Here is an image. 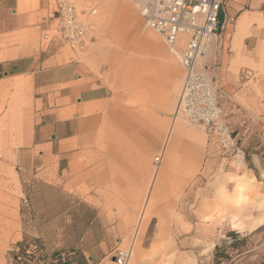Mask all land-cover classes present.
I'll use <instances>...</instances> for the list:
<instances>
[{
    "label": "rangeland",
    "instance_id": "rangeland-1",
    "mask_svg": "<svg viewBox=\"0 0 264 264\" xmlns=\"http://www.w3.org/2000/svg\"><path fill=\"white\" fill-rule=\"evenodd\" d=\"M62 1L73 2L78 11L96 8L92 30L83 44L74 49L55 32L54 11ZM24 2L20 0L21 4ZM49 2V13L30 16L26 28L11 33L0 29V53L14 57L40 52L47 57L64 52L59 62L76 65L79 73L86 76V83L107 85L111 95L98 107V129L82 146L85 160L76 161L83 172L76 176V184L70 177L71 166L65 161L59 167L52 161L43 167L50 175L48 181L55 185L36 181L33 184L31 176L26 181L22 174V157L31 146L46 108L54 104L53 97L47 103L29 75L26 80L24 76L5 78L0 74V232H8L0 233V264H10L17 254L23 255V264H71L75 259L81 264L83 256L71 253L80 248H93L97 255L90 259L97 264H113L111 259L114 261L117 251L128 249L131 244L147 184L155 169L153 158L161 153L184 71L180 57L158 34L144 26L131 0ZM27 9L37 11L38 1L27 0ZM254 15L250 16L248 26L242 28L244 31H239V38L234 34L224 46L221 40L228 37L217 38L216 54L211 61L217 59L209 66L220 68L214 85L221 91L225 122L244 154V161L238 164L246 163L259 179L264 172V13ZM47 18L50 25L42 26ZM227 22L228 28L233 29L235 19ZM245 37L250 38L251 46L244 44ZM183 49L184 46L181 53ZM212 51L198 65L208 62ZM179 82L175 93L173 87ZM154 118L165 122L155 142L151 136ZM183 122L200 130L204 138L199 158L194 161L196 168L187 174L189 169L182 160L176 167L172 176L181 180L171 182L157 202L155 211L159 215H154L146 226L140 243L142 252L160 235L156 242L180 239L176 249L179 259L191 254L199 255L200 264H264V226L243 236L227 224L209 233V225H202L193 215L199 195L211 191L222 159L208 149L200 126ZM184 141L181 158L193 145L189 138ZM260 190L264 192V184ZM250 211L251 206L240 210V214ZM178 214L197 234H203L206 243L213 245L210 253L191 246V235L183 233ZM26 251H30V256Z\"/></svg>",
    "mask_w": 264,
    "mask_h": 264
},
{
    "label": "crops",
    "instance_id": "crops-1",
    "mask_svg": "<svg viewBox=\"0 0 264 264\" xmlns=\"http://www.w3.org/2000/svg\"><path fill=\"white\" fill-rule=\"evenodd\" d=\"M23 1L25 2L21 4L20 0H0V29L3 33L17 32L26 28L27 19L36 13L43 11L49 13V0H37L38 10L34 12L27 9V0ZM257 13H264V0H225L219 12L218 25V37L221 39L228 37L225 41L221 40L223 46L228 44L236 33L237 22L243 15L250 16ZM230 18L236 21L234 26H231L233 29L227 26L229 25L227 21ZM48 21L49 18L44 20L41 25L49 26ZM247 42L249 46L252 45L249 37L244 39V44ZM216 47L215 45L208 56L206 60L208 62H205L209 74L211 76L214 74L212 78L215 82L217 81L216 77H220V68L216 66L211 69L209 65H212L217 59L211 61L213 54L214 56L216 54ZM7 56V54L0 53V74L3 77L24 76L27 80V75H29L36 82L38 89L43 92L46 102L49 103L52 97L54 102L53 105L46 108V112L31 139V146L24 150L22 174L25 180L27 181V177L31 176L33 184L36 181L55 185L54 181H48L47 177L50 175L43 167L51 161L56 162V166L59 167L60 163L65 161L66 165L71 166L70 177L72 183L76 184V176L80 177L83 174L79 169L80 163L76 161L81 158L85 160V157H82L85 156L82 146L88 142V138L101 123V113H99L98 107L107 102L111 95L110 89L101 83L94 85L86 83L84 81L87 79L86 76L79 73L76 65L59 62V60H63L64 52L58 51L47 57H42L40 52L25 53L14 57ZM200 61L201 59L198 63H201ZM231 86L235 85L232 83ZM185 158L180 157V161H184ZM65 170L68 172L69 168H65ZM58 176L63 177L60 174ZM66 181V178L63 179V183ZM136 186L138 187V184ZM137 219L134 232H136ZM8 224L7 220L6 225ZM5 233L8 235V232L5 231ZM71 253L83 256L81 264H97L90 259L97 255L93 248H80ZM71 264H80V262L75 259Z\"/></svg>",
    "mask_w": 264,
    "mask_h": 264
},
{
    "label": "built area",
    "instance_id": "built-area-1",
    "mask_svg": "<svg viewBox=\"0 0 264 264\" xmlns=\"http://www.w3.org/2000/svg\"><path fill=\"white\" fill-rule=\"evenodd\" d=\"M146 28L158 34L173 50L180 34L186 36L180 63L184 80L177 96V109L186 119L202 126L208 149L220 159H235L244 154L236 137L225 122L221 91L208 72V66H198L197 57L205 54L209 44L218 38L219 12L224 0H131ZM96 8L79 10L70 1H62L55 11V32L59 39L74 49L81 46L92 30ZM158 158V155L156 156ZM157 163V159L154 161ZM30 256V251H26ZM10 264H23V255L17 254ZM117 264H125L127 252L118 250L114 255Z\"/></svg>",
    "mask_w": 264,
    "mask_h": 264
},
{
    "label": "clouds",
    "instance_id": "clouds-1",
    "mask_svg": "<svg viewBox=\"0 0 264 264\" xmlns=\"http://www.w3.org/2000/svg\"><path fill=\"white\" fill-rule=\"evenodd\" d=\"M258 160L257 157H253ZM264 172L259 179L246 163L238 164L235 159L224 158L217 168L216 179L210 185L211 191L199 195L195 215L200 223L209 225V233L225 224L240 236L264 226ZM251 206V211L243 215L240 210ZM178 223L185 235H191V246L201 249L205 254L212 251L213 245L206 243L203 234H197L191 224L178 214ZM221 239L224 237L221 236ZM180 239L159 240L150 243L144 250L140 264H200L199 255L186 254L178 258Z\"/></svg>",
    "mask_w": 264,
    "mask_h": 264
},
{
    "label": "bare ground",
    "instance_id": "bare-ground-1",
    "mask_svg": "<svg viewBox=\"0 0 264 264\" xmlns=\"http://www.w3.org/2000/svg\"><path fill=\"white\" fill-rule=\"evenodd\" d=\"M111 9V8H110ZM254 14H252L253 16ZM251 16V15H250ZM250 16L243 15L237 22V31L235 33L236 37L240 30L244 31L242 28L248 26V23L250 22ZM253 18V17H252ZM255 19L262 20V18L258 15H254ZM253 21V19H252ZM256 21V20H255ZM261 23V21H260ZM240 34V33H239ZM241 36V35H239ZM239 38V37H237ZM236 40V38H234ZM241 39V37H240ZM186 42V36L184 34H180L177 40L176 48L171 50L173 53H175L176 56L180 57L181 59V52L179 48L181 49L182 46H185ZM218 39H214L208 46L207 50L205 51V54L200 55L197 57L196 63L199 64V60L204 58L210 51L214 49L215 44H217ZM238 42V39H237ZM240 42V41H239ZM234 43L233 45H235ZM238 44V43H237ZM239 46V45H238ZM235 49V48H234ZM201 62V61H200ZM202 66V65H198ZM184 80V76H183ZM182 80V85H183ZM214 80V79H213ZM181 83H176L173 87V91L176 93L178 92L179 88L182 86ZM215 83V82H214ZM180 86V87H179ZM181 91V89H180ZM180 93V92H179ZM11 104V103H10ZM176 105H177V98H176ZM175 105L174 115L172 116L171 120L169 121L166 132H164V137L162 140V148L161 153L154 156L153 162L157 159V163L155 164V169H153L150 180L147 186L146 194L144 196L143 205L141 207L139 217L137 219V227L136 232H134L133 237L131 239V244L128 249H121L127 252V261L125 264H140L141 257L144 254L141 250L140 243L143 238L144 231L146 229L147 224L149 223L151 217L153 215H159L155 211V207L157 202L161 199L163 191L165 192L166 188H168L169 184L177 179H174L172 176L176 170V167L180 164V156L182 148L183 150V143L185 142V138H189L191 140V143L193 145H190L187 151V154L185 155L184 164L189 169L187 172L188 174L193 172V169L195 170V159L199 158L198 155L200 154V147L201 144H203L204 138L200 130H197L195 128L188 127L183 121L186 120L188 123L192 125H196L189 120L186 119L183 112L179 109H177V106ZM19 111V110H18ZM155 124H157L158 131H155ZM199 126V125H197ZM151 127V136L152 140L154 142L156 141V135L158 134L159 137L162 134L163 128L165 127V122L163 119L156 120L154 119L152 122ZM202 129L203 127L200 126ZM204 131V129H203ZM157 132V133H156ZM205 133V131H204ZM5 134V133H4ZM206 135V134H205ZM155 136V137H154ZM239 162L242 161V157H238ZM180 181V179H178ZM177 180V182H179ZM160 228H162V225H160ZM138 229V230H137ZM135 231V229H134ZM162 231V230H161ZM159 233H162V232ZM160 235H157L155 238L159 239ZM113 264H117L115 260H111Z\"/></svg>",
    "mask_w": 264,
    "mask_h": 264
}]
</instances>
